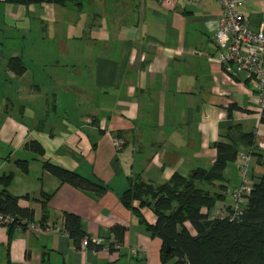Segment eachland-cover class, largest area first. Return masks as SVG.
Returning <instances> with one entry per match:
<instances>
[{"label": "crops", "instance_id": "1", "mask_svg": "<svg viewBox=\"0 0 264 264\" xmlns=\"http://www.w3.org/2000/svg\"><path fill=\"white\" fill-rule=\"evenodd\" d=\"M238 1L249 26L264 29V0ZM221 13L214 0H0V147L10 149L0 152V169L14 167L8 191L33 210L32 222L49 228L15 226L8 244V229L0 225V264H163L162 240L120 201L130 181L158 184L174 173L208 169L214 142L232 124L253 132L264 154L252 79L230 76L214 59ZM14 57L25 68L21 74L8 67ZM7 100L10 110L2 107ZM33 140L42 156L24 146ZM16 159L28 160L27 173ZM43 160L109 189L95 194L62 183ZM238 164L237 158L223 172V205L239 184ZM252 167L253 182L264 164L253 156ZM65 212L101 244L77 246L65 231ZM141 212L155 221L149 208ZM117 225L125 228L120 243L111 231ZM112 243L118 248L108 250Z\"/></svg>", "mask_w": 264, "mask_h": 264}, {"label": "trees", "instance_id": "2", "mask_svg": "<svg viewBox=\"0 0 264 264\" xmlns=\"http://www.w3.org/2000/svg\"><path fill=\"white\" fill-rule=\"evenodd\" d=\"M5 1L10 4L46 1L64 4L67 0ZM8 67L16 74L25 70L18 57L10 58ZM260 122L264 124V109L260 112ZM255 144L253 132H245L239 124H232L214 142L216 158L208 169L196 168L187 175L174 173L168 180L158 184L140 177L130 181L129 187L120 195V201L137 215L152 237L162 240L160 258L163 264H264V173L253 181L239 222L211 218L214 208L226 199V186L222 182L225 181L223 172L227 164L236 161L240 152L249 150L252 157L256 156L259 165L264 164V154L256 150ZM24 146L38 156L44 154L42 145L37 141H27ZM14 164L21 172H28V160L16 159ZM42 167L60 182L69 183L88 193L102 194L109 189L107 184L95 178L64 169L47 160L42 161ZM13 179L12 171L0 174V213L15 218L14 222L5 226L8 229V244L12 239V228H25L22 220L30 222L34 216L33 210L22 207L19 197L8 191ZM209 187H216L217 190L211 191ZM49 195H45L46 198ZM45 205L46 202L42 201L44 214L47 212ZM143 208L153 212V223L145 220L141 212ZM63 216L65 231L76 245L79 244L86 236L81 219L67 212ZM111 231L115 240L122 242L125 228L117 225ZM114 245L110 244L109 249L112 250Z\"/></svg>", "mask_w": 264, "mask_h": 264}, {"label": "built area", "instance_id": "3", "mask_svg": "<svg viewBox=\"0 0 264 264\" xmlns=\"http://www.w3.org/2000/svg\"><path fill=\"white\" fill-rule=\"evenodd\" d=\"M222 8V13L216 31L212 36L215 53L214 59L230 76L244 73L254 83L258 108L264 109V29L263 24L256 30L249 26V20L240 11L238 0H214ZM116 146L120 142L116 141ZM239 184L229 191V203L225 207L214 210L211 218L227 219L229 222H239L244 213L246 196L252 189L250 177L252 171L251 150L240 152L238 155ZM15 221L8 214L0 213V225L6 226ZM27 230L46 233L47 227H41L32 221L22 220ZM89 244L99 245L101 241L96 237H83L80 247L86 248ZM109 250V246H105ZM118 248V245H114Z\"/></svg>", "mask_w": 264, "mask_h": 264}, {"label": "rangeland", "instance_id": "4", "mask_svg": "<svg viewBox=\"0 0 264 264\" xmlns=\"http://www.w3.org/2000/svg\"><path fill=\"white\" fill-rule=\"evenodd\" d=\"M4 91V86H3V84H1L0 83V98H1V96L3 95V92ZM12 105H13V101L11 100H7V102H3V104H2V107L3 108H5V106H6V108H8V110H10V108L12 107ZM14 113H15V108H14ZM7 148V146H1L0 147V152L1 153H3V151H9L10 149H6ZM7 153V152H6ZM234 166H236V163L234 164ZM11 169H14V167L13 166H6L3 170L2 169H0V174L1 173H3L4 171L7 173V172H9ZM264 171V170H263ZM34 174H36V173H34V172H32V175H34ZM250 177H251V180L253 179L252 178V176H251V174H250ZM255 179H257V178H255ZM229 203V202H228ZM226 205L224 204H220V205H218V206H216L215 208H214V210H216L217 208H220V207H225ZM213 210V211H214ZM212 211V212H213ZM212 214V213H211Z\"/></svg>", "mask_w": 264, "mask_h": 264}, {"label": "water", "instance_id": "5", "mask_svg": "<svg viewBox=\"0 0 264 264\" xmlns=\"http://www.w3.org/2000/svg\"><path fill=\"white\" fill-rule=\"evenodd\" d=\"M168 250H169V247L167 246V247H166V251H168Z\"/></svg>", "mask_w": 264, "mask_h": 264}]
</instances>
